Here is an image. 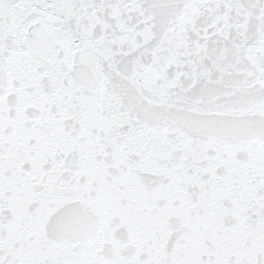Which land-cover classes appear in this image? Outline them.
<instances>
[{"label": "snow or ice", "instance_id": "1", "mask_svg": "<svg viewBox=\"0 0 264 264\" xmlns=\"http://www.w3.org/2000/svg\"><path fill=\"white\" fill-rule=\"evenodd\" d=\"M0 264H264V0H0Z\"/></svg>", "mask_w": 264, "mask_h": 264}]
</instances>
